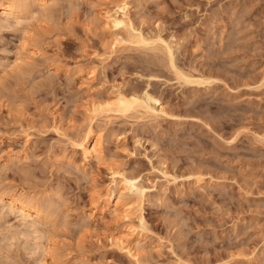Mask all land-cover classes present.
Returning a JSON list of instances; mask_svg holds the SVG:
<instances>
[{
	"label": "rangeland",
	"instance_id": "1",
	"mask_svg": "<svg viewBox=\"0 0 264 264\" xmlns=\"http://www.w3.org/2000/svg\"><path fill=\"white\" fill-rule=\"evenodd\" d=\"M21 1L0 12V264H136L119 235L141 264H264V0H123L148 44L106 22L122 0ZM117 93L143 106L97 115L88 162L75 142ZM115 171L143 223L90 217Z\"/></svg>",
	"mask_w": 264,
	"mask_h": 264
},
{
	"label": "bare ground",
	"instance_id": "2",
	"mask_svg": "<svg viewBox=\"0 0 264 264\" xmlns=\"http://www.w3.org/2000/svg\"><path fill=\"white\" fill-rule=\"evenodd\" d=\"M50 1L51 0H37V5L39 6V8H41V12L42 11L44 12V10H46L45 7ZM129 6L130 5L128 4L127 1L122 0L120 2L115 3L111 9L104 7L102 9L104 18L106 22L112 25L113 27L117 29L126 30L128 33V37H127L128 42L134 44L137 43L148 44L149 41L145 39L140 33H138L137 30L134 28L129 15L130 13ZM23 10H24V5L21 0H0V12L6 16L17 18L21 13L23 14ZM169 54H172L171 49H169ZM171 60L173 61V57L171 58ZM147 97L148 100L154 102L155 104L159 103V100L157 98H154L152 96H147ZM147 105L146 104L144 105L146 110H154L152 107ZM104 106L106 107L103 108ZM142 106H143L142 100H140V97H138L136 93H132L128 96L122 93H117L114 99L112 98L111 100L106 101L104 105L103 103H97L93 105L94 108L93 107H92L93 109L91 108L93 113L91 112L90 109L93 118L91 117L90 119L91 121H89L85 133L79 136L77 139L78 141L75 142L76 146L82 150L85 160L89 162L92 159H94L99 153H102L101 152L102 136L95 129L96 128L95 122L97 115L99 116V114L103 111L104 112L114 111L115 113H119V114L122 113L124 115L125 113L132 112L134 109H137V107H142ZM99 155L101 156V154ZM99 155L97 158L101 159L102 157H99ZM114 174L120 177L119 184H117L114 189H111L104 198L101 197L100 195L94 197L93 200L94 205H93V209L91 210L92 213L90 214V217L93 219L94 217H97L99 213L102 214L104 212H107L108 210L109 211L112 210L113 208L117 212L116 215L117 218L119 217V219L132 221L134 220L133 218L135 216L136 219H138L141 223H143L144 219L142 213H135V212L138 210L137 207H140V205L144 202L145 199L144 189H141L137 186L136 178L127 177L118 171L117 172L115 171ZM203 179H204L203 177L198 178L196 183L198 185L203 183L204 182ZM126 196H128L129 198L123 199ZM10 198H11L10 204L13 205L14 209H17L21 213V215L25 218L34 216L40 219L45 214L43 207L41 205L33 203L31 200H29V198L19 199L11 196ZM128 231L132 236L133 235L139 236L140 234L139 233L140 230L138 232L137 225L135 226L129 225ZM122 236L123 238L120 235L119 237L118 236L115 237V239L113 240L114 243L117 245L119 244V246H122L120 250L121 249H123L124 251L126 250L127 255L129 254L131 258H134L136 260L135 261L136 264H141V260H139L140 258L139 254L138 252L136 253L137 249L135 246H137V244L135 246L132 245V243H128V244L126 243L127 245L124 244V242H127V240L124 241L125 235ZM136 240H137L136 242H139V238H136ZM48 250L47 253H49ZM50 254L52 255V253ZM50 254L48 255L50 256ZM46 258L47 257H45L44 259L47 260ZM44 259L43 261L45 262ZM43 264H46V262Z\"/></svg>",
	"mask_w": 264,
	"mask_h": 264
}]
</instances>
